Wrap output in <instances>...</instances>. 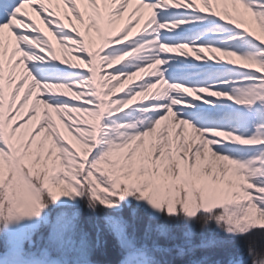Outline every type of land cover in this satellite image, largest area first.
Here are the masks:
<instances>
[{"label":"snow or ice","instance_id":"obj_1","mask_svg":"<svg viewBox=\"0 0 264 264\" xmlns=\"http://www.w3.org/2000/svg\"><path fill=\"white\" fill-rule=\"evenodd\" d=\"M0 264H264V0H0Z\"/></svg>","mask_w":264,"mask_h":264}]
</instances>
